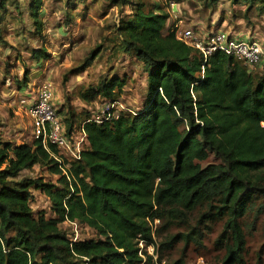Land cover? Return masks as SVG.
Segmentation results:
<instances>
[{"label":"trees","instance_id":"obj_1","mask_svg":"<svg viewBox=\"0 0 264 264\" xmlns=\"http://www.w3.org/2000/svg\"><path fill=\"white\" fill-rule=\"evenodd\" d=\"M59 1L65 11L61 27L70 23L71 10L84 11L88 4ZM102 1L120 8L114 29L120 41L113 54L132 56L146 73L143 108L102 122L87 116L80 158L61 155L67 174L54 158L59 152L54 146L45 148L35 138L30 143L0 138V264H161L160 253L178 241L201 245L218 221L214 244L222 251L221 264L243 263L251 224L244 218L254 211L256 219L264 210V61L255 72L215 51L203 63L199 50L176 38L161 3ZM228 1L245 5L248 22L252 10L264 15V0ZM43 6L44 0H0V48L17 52L3 75L19 88L29 84L31 69L26 66L19 77L9 68L23 62L21 52L39 63L51 56ZM19 37L26 45L17 47ZM35 38L40 46H32ZM102 49V43L95 45L68 69L63 88L68 75L85 71ZM124 86L123 78L102 77L77 95L92 105L116 100ZM210 156L218 162L201 165ZM34 167L55 181L25 174ZM35 191L48 199L50 215L32 209ZM71 222L93 229L97 237L73 241ZM149 245L156 259L146 251Z\"/></svg>","mask_w":264,"mask_h":264},{"label":"rangeland","instance_id":"obj_2","mask_svg":"<svg viewBox=\"0 0 264 264\" xmlns=\"http://www.w3.org/2000/svg\"><path fill=\"white\" fill-rule=\"evenodd\" d=\"M24 1L25 0H20V2ZM86 1L88 2L87 8L83 11L82 6H77L76 11L71 10L70 17H72L70 23L61 27L60 25L65 16L64 2L59 0H44L43 18L46 20L44 42L48 43L47 47L51 52V56L48 62L44 60L39 66L41 70L46 69L43 70V78H39V75H36L39 71H32L31 67L27 65L26 61L29 55L26 53L22 54L23 62L9 68H12L16 75L21 77L23 69L26 66L29 67L31 69L29 73V84L30 82H34L35 84L33 86L28 84L29 86L23 87L26 90H23V95H21V93L17 95V101L21 96H24V99L33 96V92L37 91L41 84L46 83L45 81H48L47 83L50 84V87L52 85L54 88L58 86L64 102L66 104L68 103V107L70 105L71 108L74 109V106H77V108L81 106L79 115L73 113L74 116L64 112L61 113L59 110L63 116L71 117L70 120L72 123L77 122V120H75L76 118L83 120L87 115L89 117L99 115V111L93 112L95 107L94 104L86 105L80 100L77 95V90L84 86L97 85L102 77L118 76L125 80L124 91L122 95L116 99L125 110L137 112L143 108L144 104V90L142 88L145 87L146 84V73L141 70L142 63L138 60L136 61V59L126 53L118 52L113 54L115 50L113 51L112 48L118 45L120 41V37L116 35L114 30L120 15V8L107 7L102 0H98L96 3H94L93 0ZM155 1H159L163 5L165 12H168V23L178 25L179 21H181V26L184 29H192L195 34L202 37L220 29L228 33L232 32V34H235V36L239 38L257 40L264 47V15H260L257 11L252 10L249 12L250 21L248 22L244 18V4H232L228 0H221L214 5L206 4L205 0ZM124 11L129 12V8H124ZM14 13L16 12H12L11 14ZM75 14L76 17L74 18ZM8 16L9 15H7V18ZM24 18L26 19V15H24ZM58 19L61 22H59ZM29 24L30 22L26 21L24 25ZM20 27L22 26H19V28ZM29 37H26V41L30 42ZM15 41L19 42L17 47H19L20 44L23 46L26 45L21 37L16 38ZM99 43H102L103 49L98 57L85 71L76 75H68V82L65 88H63L61 84L62 75L68 71V69L80 63L89 50ZM5 48H7V46L1 47L0 52H3ZM20 48L22 49V46H20ZM260 67L261 65L258 66L257 64L249 70H255L256 72ZM0 92L2 94L0 100L1 106L3 103L12 104L11 106H13L10 108L9 113H6V115H9L8 120L3 121L0 116V127L2 128L0 129V136H3L0 138L3 139L5 137L4 135H9L11 137L17 135L20 142L29 141L32 135V127L30 125V118L25 114L21 117L19 116L20 118L18 117L20 120L18 122L22 124V127L19 128L20 132H22V136H19L17 134L18 132H9L10 126L8 121H14L15 117L17 119L18 116L12 111L15 98L9 93L6 95L5 92L4 94L2 88ZM4 95L6 96L4 97ZM54 104L58 110L56 103ZM210 162H218V160L210 156L206 161L201 162V165L204 166ZM25 174L32 177L42 174L46 180L53 182L56 179V176L42 171L39 167L26 171ZM31 205L32 209L36 212L43 211L46 212L47 215L51 214L48 199L39 191L34 192V199ZM253 212L249 213L244 218L247 225L248 223H251L250 225L255 223L251 229L250 225L246 228V248L243 263L240 264H264V210L259 213L256 219ZM158 223L159 221L155 220L153 225ZM221 225V221L215 222L205 235L201 245H194L193 243L186 245L184 242L178 241L171 249L160 253L161 264H174L175 262H178L177 264H221L222 251L214 244V240L221 230ZM176 230V228H173L171 232H175ZM96 237L97 235L93 229L86 225H78V239L83 240ZM155 240L157 242L159 241L157 238H155ZM145 249L149 254L154 256V259L157 258L155 247L149 245L145 247Z\"/></svg>","mask_w":264,"mask_h":264},{"label":"built area","instance_id":"obj_3","mask_svg":"<svg viewBox=\"0 0 264 264\" xmlns=\"http://www.w3.org/2000/svg\"><path fill=\"white\" fill-rule=\"evenodd\" d=\"M181 25L182 23L179 22L173 27L176 38L199 50L203 55V63L215 51L233 56L248 69H252L264 61V47L257 40H238L224 30L215 31L202 37L195 34L192 29H184ZM94 106L96 108L94 107L93 112L99 111V115L89 117V120L95 122L117 118L119 112L125 110L118 100H99L94 103ZM26 112L30 118L32 137L40 140L45 148L52 145L59 151L58 156H54V158L60 163L63 173L67 174L66 165L63 163L61 155L69 159L80 158L83 139L86 137L84 130L81 131V138H75L73 131L68 132L65 116L55 107L52 90L48 83L39 86L35 100L29 104ZM71 225L74 233L72 240L77 241L78 224L71 222ZM140 246H142V242H140Z\"/></svg>","mask_w":264,"mask_h":264},{"label":"crops","instance_id":"obj_4","mask_svg":"<svg viewBox=\"0 0 264 264\" xmlns=\"http://www.w3.org/2000/svg\"><path fill=\"white\" fill-rule=\"evenodd\" d=\"M156 2L160 3L159 1H156ZM179 22H181V21H179ZM217 31H221V30L218 29ZM230 35L232 37L238 39V40H247L246 38L244 39V38H239V37L235 36V34H232V32H230ZM31 44H32L33 47L34 46L37 47V46H40L41 41H39L38 39L35 38V39L31 40ZM45 44H46V46L48 45V43H45ZM21 53L22 54L26 53V54L29 55V53L27 51H22ZM16 55H17V52L14 49H10V48L9 49L5 48L3 50V52H0V89L2 88V91H3L4 94H5V92H6V95L9 93V94H11V96L13 95L12 96L13 98H15V102L13 103L14 104V108L12 109V111H14L16 113V116L17 115L18 116H17V119L15 117L14 121H11V120L8 121L9 122V126H10L9 132H13V133L18 132L17 134L19 136H22V132H20V129H19L20 127H22V124H20L18 121H20L19 118L21 116H23V114L27 115V112H26L27 108H28L29 104L32 103L35 100L36 91L33 92V96L26 97V99H24V96H21V98H19L18 101L16 100V98L18 97L17 95L19 93H21V95H23L22 92H23V90H26V89L17 87L15 85L13 79H12V81L10 79H5V77H7V75L5 77L3 75V71H4L6 63L8 61L16 62ZM46 61L48 62V59ZM17 64H20V63L17 62ZM27 65H29L31 67L32 71H34V70L39 71V72L36 73V75H39V78H43L44 77V71L43 70H46V69H42L41 70L39 68V66L41 65V62L39 63V62L31 61L30 59H28L27 60ZM40 81H42V80H40ZM45 82L47 83L48 81H45ZM29 85L33 86L35 84H34V82H30ZM142 89H144V87ZM51 90H52V96H53V101H54L53 103H56V105L58 107V110H60L61 113L64 112V113H67V114L72 115V116H74L73 113H76L77 115H79V110L81 109L80 108L81 106H78V108H77V106H74V109L73 108H68V105L64 102V99L61 96V91H59L58 86H56V88H54L53 85H52L51 86ZM6 95H4V97ZM1 98H2V94L0 92V100H1ZM19 104H20V106H19ZM11 105L12 104L3 103V105L1 106V104H0V112H1L0 116L3 119V121L8 120L9 115H6V113L8 114L9 111H10V108L13 107ZM87 116H86V118H87ZM75 120H77V122L73 123V127H72V131L74 132L73 136L75 138H81L82 137L81 131L83 130V123L85 121V118L83 120H79V119L76 118ZM30 125H31V123H30ZM0 129H2V128L0 127ZM25 129H26V126H25ZM4 136L5 137L3 138V140H5V141H10V142H14V143H21L19 141V139L17 138V135L13 136V137H11L9 135H4ZM0 137H3V136H0ZM32 140L33 139H32V135H31V139H29V141H25V142L30 143ZM83 140L84 141H83L82 145L85 144L86 137Z\"/></svg>","mask_w":264,"mask_h":264}]
</instances>
